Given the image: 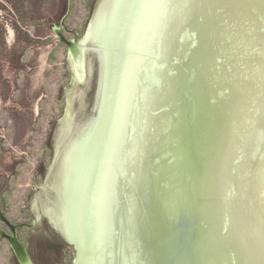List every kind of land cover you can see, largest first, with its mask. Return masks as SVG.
<instances>
[{
	"label": "water",
	"instance_id": "95a60500",
	"mask_svg": "<svg viewBox=\"0 0 264 264\" xmlns=\"http://www.w3.org/2000/svg\"><path fill=\"white\" fill-rule=\"evenodd\" d=\"M70 10L53 32L79 72L97 48L101 75L45 184L56 264H264V0H101L73 40Z\"/></svg>",
	"mask_w": 264,
	"mask_h": 264
},
{
	"label": "rangeland",
	"instance_id": "374dc122",
	"mask_svg": "<svg viewBox=\"0 0 264 264\" xmlns=\"http://www.w3.org/2000/svg\"><path fill=\"white\" fill-rule=\"evenodd\" d=\"M69 1L62 31L69 40L73 33L82 39L101 0H0V209L14 224L35 225L18 233L38 244L52 235L39 221L47 214L39 203L55 174L52 150L60 149L65 111L69 105L76 123L88 126L101 75L98 53H91L85 81H78L67 47L52 31ZM0 229L9 233L1 220ZM0 264H17L1 237Z\"/></svg>",
	"mask_w": 264,
	"mask_h": 264
},
{
	"label": "flooded vegetation",
	"instance_id": "af4514ba",
	"mask_svg": "<svg viewBox=\"0 0 264 264\" xmlns=\"http://www.w3.org/2000/svg\"><path fill=\"white\" fill-rule=\"evenodd\" d=\"M67 30V29H66ZM53 31V29H52ZM63 32V31H62ZM64 34V32H63ZM74 34V37L70 40H73L75 37H77V35L75 33ZM65 36V35H64ZM66 37V36H65ZM67 38V37H66ZM59 39V37H58ZM68 39V38H67ZM69 40V39H68ZM60 41V40H59ZM66 46V45H65ZM67 47V46H66ZM67 51H68V48H67ZM69 52V51H68ZM64 139H60L59 142H63ZM55 153H56V149L53 148L52 150V157L54 158L55 157ZM54 161V160H53ZM53 165V164H52ZM41 205L42 207V202L39 203V206ZM2 211V210H1ZM3 214L5 215L4 211H2ZM6 216V215H5ZM9 219V218H8ZM38 220V219H37ZM41 220L42 224L44 225V223L47 225V227L49 229H51L52 231V235L49 237V239H47V241L41 243V244H38L37 242L35 241H32V239L30 238V240H26V241H23L20 236H19V233H18V230L19 228L21 227H25V226H30V227H35V225H29V224H26V223H22V224H15L17 225V234H18V237L22 243V245L26 246V250H27V253H28V256L30 258V260L33 262V264H43V263H48V264H53L51 261L55 262L54 264H56V261H57V258L59 256L62 257L63 255V249L65 250V248H67V246H69L70 244L67 243L66 241V238L60 233V231H58L56 228H54V226L51 224L50 220L47 219L45 217V219H39V221ZM44 221V223H43ZM11 222V221H10ZM12 223V222H11ZM14 224V223H12ZM8 229L9 227L4 224ZM45 226V225H44ZM3 230V229H2ZM5 231V230H4ZM7 233V232H5ZM7 234H11V231L9 229V233ZM5 239V238H4ZM7 240V239H6ZM73 247V246H72ZM76 252V250H75ZM35 256V258H34ZM14 258H15V261L17 262V264H21V262L19 261V259L16 257V255L14 254ZM38 259V261H37ZM38 262V263H37ZM42 262V263H41ZM46 263V264H47ZM58 263V262H57ZM73 263V261H72Z\"/></svg>",
	"mask_w": 264,
	"mask_h": 264
},
{
	"label": "bare ground",
	"instance_id": "6f19581e",
	"mask_svg": "<svg viewBox=\"0 0 264 264\" xmlns=\"http://www.w3.org/2000/svg\"><path fill=\"white\" fill-rule=\"evenodd\" d=\"M94 27L96 28V25H95ZM98 28H99V27H98ZM93 33H94V32H93ZM100 45H101V44H100ZM98 46H99V45H98ZM101 48L103 49L104 46L101 45ZM96 51H97V48H92V49H91V52H93V53L96 52ZM102 53H103V52H102ZM102 53H101V55H102ZM88 57H90V55H88L87 58H88ZM86 65H87V64H86ZM74 68H75V74H76V78H77V80L80 81V82H84V81H85L84 78H86V76L83 75V79H82V73H85V72H86V74H87L86 67L84 66V71H81V72H79V71H80V67H79V65H75V64H74ZM49 217H50L51 221L55 224V226L58 227V221H57L56 216H55L54 214H52V216L49 215Z\"/></svg>",
	"mask_w": 264,
	"mask_h": 264
}]
</instances>
